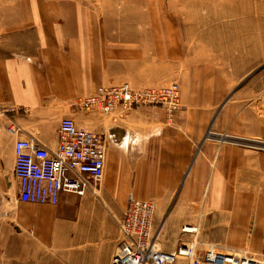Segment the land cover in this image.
<instances>
[{"label": "crops", "instance_id": "1", "mask_svg": "<svg viewBox=\"0 0 264 264\" xmlns=\"http://www.w3.org/2000/svg\"><path fill=\"white\" fill-rule=\"evenodd\" d=\"M153 2L0 0V264H110L129 192L143 200L180 192L178 211L168 214L173 228L211 225L205 240L233 248L250 239L264 248V150L225 141L264 138V71L239 75L236 66L228 74L223 62L193 61V31L178 39L180 27L161 24ZM250 23L216 24L199 40L218 42L225 31L238 37ZM111 63L134 65L142 75H99ZM172 81L180 108L170 121L160 107L115 109L110 117L79 107L78 98L99 86L144 89ZM66 117L104 138L96 195L62 193L56 205L19 201L15 141L33 137L55 149Z\"/></svg>", "mask_w": 264, "mask_h": 264}, {"label": "built area", "instance_id": "2", "mask_svg": "<svg viewBox=\"0 0 264 264\" xmlns=\"http://www.w3.org/2000/svg\"><path fill=\"white\" fill-rule=\"evenodd\" d=\"M179 98L177 83L144 90H136L123 83L114 87H97L92 94L80 99L79 107L96 109L102 114L115 109L161 107L170 121L179 108ZM7 131L14 133L12 128ZM225 141L264 150V140L232 138ZM105 152L102 135L78 129L69 117L59 122L55 149H48L33 137L18 138L14 143L17 199L25 203L56 205L62 193L78 197L95 194L104 176ZM153 216L154 204L151 201L128 195L119 223L120 237L110 264H262L234 252L208 249L197 253L189 242L179 245L174 253H166L158 247ZM186 229V226L182 227V232Z\"/></svg>", "mask_w": 264, "mask_h": 264}, {"label": "rangeland", "instance_id": "3", "mask_svg": "<svg viewBox=\"0 0 264 264\" xmlns=\"http://www.w3.org/2000/svg\"><path fill=\"white\" fill-rule=\"evenodd\" d=\"M154 8H160V16H161V24H169L180 27V31L176 33L178 39L182 38V35L187 34V30L189 27V31L192 30V40L195 42L190 43V53H187L188 56L193 57V61L197 62H213L220 64L223 62V65H220L221 68H224L225 72L230 74L227 70L232 67H237L234 73L239 75H253L255 73H262L264 71V0H153ZM248 8H250L249 15H236L235 13L244 12ZM223 9L225 13L223 15H216L217 12L211 14V11ZM261 9V11L257 10ZM210 10V13L208 12ZM234 14H231V13ZM250 19L251 26L247 27L244 31H240L239 36L236 37L234 31H225L226 36H224L221 40L217 39L213 42H209L206 39L203 41L199 40L200 31H204L207 33L209 30H212L213 26L216 24H226ZM260 24V25H257ZM225 32L223 34H225ZM211 32H209L210 34ZM219 34L218 32L213 33ZM249 39H252L251 41ZM249 40V41H248ZM179 41V40H178ZM239 41V49H235V42ZM246 41V42H245ZM248 41V44H247ZM244 42V43H243ZM250 50L251 52L255 51L257 55L254 57H247L244 51ZM243 51V52H242ZM187 52V51H186ZM240 53H244V57ZM243 59L246 60V64H232V61H241ZM102 67V65H100ZM140 67V65H138ZM131 69V70H130ZM133 69V71H132ZM105 71L99 73V75H142V73L138 74L135 72V66L129 64H107L105 65ZM164 69L160 70L162 73ZM134 72V73H132ZM158 75V74H157ZM164 75V74H159ZM120 81L119 83H121ZM117 83V84H119ZM171 83H177L176 81H172L168 84L161 86H151L144 87V89L148 88H158L164 87ZM178 84V83H177ZM118 86V85H117ZM179 86V84H178ZM135 89V88H133ZM142 88V90H144ZM141 90V89H136ZM180 91V87H179ZM83 97L80 96L78 100ZM152 107V106H149ZM144 108V107H138ZM146 108V107H145ZM161 108V107H160ZM179 108H180V98H179ZM178 108V110H179ZM163 109V108H162ZM119 112H126L124 109H116ZM115 110V111H116ZM177 110V111H178ZM81 112H85L80 110ZM176 111V112H177ZM114 112V111H113ZM128 112V111H127ZM166 114V113H165ZM176 114V113H175ZM102 116L101 117H110ZM175 116V115H174ZM174 117H172L173 119ZM166 119L169 120V117L166 114ZM171 119V120H172ZM76 124V122H75ZM97 133V132H95ZM210 135V132L207 134ZM254 140L262 141L263 139L256 138ZM257 149L254 147H248ZM260 150V149H258ZM129 194L135 195L133 192H129L126 195V199ZM204 197L207 196V193H203ZM92 195H96L92 194ZM180 196V192H162L160 195L153 198H149L154 204V216H153V229L155 235H158L159 243L158 247L163 249H174L177 245L186 244L187 241H192L195 244V248L197 253H203L208 249H213L215 251L229 253L234 252L240 255L250 256L256 261L264 264V248L259 250L257 249V245L253 246L255 243H252V240H240L237 247L228 248L227 243L221 240H205V234L211 232L215 226L206 227V225L201 224H184L185 222H181L180 225L176 228H173V225L168 220V214L178 211L176 207V203L178 197ZM140 199V198H139ZM143 200V199H142ZM208 200V198H207ZM126 205V202H125ZM184 226H192L197 228L195 234H187L186 232H182V227ZM181 227V228H180ZM180 229V233L178 234ZM178 230V231H177ZM160 234V235H159ZM222 242V243H221ZM253 245H252V244ZM264 243V242H263ZM177 249V248H176ZM234 249L236 251H229Z\"/></svg>", "mask_w": 264, "mask_h": 264}, {"label": "bare ground", "instance_id": "4", "mask_svg": "<svg viewBox=\"0 0 264 264\" xmlns=\"http://www.w3.org/2000/svg\"><path fill=\"white\" fill-rule=\"evenodd\" d=\"M186 227H187V229L185 230V232H186L187 234L194 233V235H196L195 232H196L197 228L192 227V226H186ZM187 242L192 243V241H187ZM157 243H158V242H157ZM192 244L195 246L194 243H192ZM237 254H238V253H237ZM239 255H240V254H239ZM242 256H246V255H242ZM248 257H250V256H248Z\"/></svg>", "mask_w": 264, "mask_h": 264}]
</instances>
